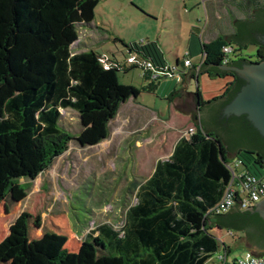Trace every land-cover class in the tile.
I'll use <instances>...</instances> for the list:
<instances>
[{
    "label": "trees",
    "instance_id": "trees-1",
    "mask_svg": "<svg viewBox=\"0 0 264 264\" xmlns=\"http://www.w3.org/2000/svg\"><path fill=\"white\" fill-rule=\"evenodd\" d=\"M99 1L0 0V202L21 179L34 180L67 150L74 137L60 124L61 109L78 113L81 129L75 138L83 147L94 146L108 137L120 106L141 93L119 82L117 61L93 50L71 49L78 40V26L90 25ZM243 34L256 47L255 61L263 60L264 42L257 35H264V23L202 43L198 69L185 72L178 70L180 62L175 65L182 81H197L201 74L232 79L221 95L208 101L198 89L193 93L182 89L180 95L171 92L170 102L193 97L195 108L189 119L194 132L181 137L172 153L157 160L151 175L137 186L136 202L127 208L120 229L98 226L102 240L122 264H205L221 247L225 254L230 250L213 229H236L246 233L247 242L254 239L250 227L259 218L249 210L209 212L230 179L222 128L240 135L243 146L235 149V155L247 171L264 166L263 149L251 145L253 135H260L245 116H222L223 107L245 82L221 66L251 62L242 57ZM114 40L134 55L133 62L127 61L131 67H140L144 79L151 80L148 90L155 88L153 80L169 76L171 69L156 42ZM204 109L210 114L208 122ZM258 231L257 239L264 238V228L259 226ZM66 243L67 236L45 231L29 243L33 264L66 261Z\"/></svg>",
    "mask_w": 264,
    "mask_h": 264
},
{
    "label": "rangeland",
    "instance_id": "rangeland-1",
    "mask_svg": "<svg viewBox=\"0 0 264 264\" xmlns=\"http://www.w3.org/2000/svg\"><path fill=\"white\" fill-rule=\"evenodd\" d=\"M123 1L126 0L99 1L97 24L92 21L90 25L78 26L81 44L74 43L71 49L93 50L108 61H117L121 65L119 82L141 89V93L120 106L109 124L108 137L94 146L83 147L75 138L81 129L78 113L61 109L60 124L74 138L49 169L34 180L21 179L0 202V264H33L29 243L45 231L67 236L69 256L60 264H122L102 240L98 226L107 224L118 230L124 225L127 208L136 202L137 186L151 175L157 160L170 155L173 145L185 136L188 128H194L191 119L181 120L174 99L170 102L171 92L180 95L184 88L174 67L176 54L184 63L189 24L184 17L183 21L177 18L172 22L162 18L153 21L132 5L115 11L112 6L119 9ZM196 1L200 6L193 7L191 13L189 1L181 2L182 7L184 3L187 7L185 13L181 8L180 14L203 11L201 0ZM201 17L200 22H193L196 38L205 26L204 12ZM233 27L236 31V25ZM115 38L137 44L156 41L173 75L153 80L155 88L148 90L151 80L144 79L140 67H131L127 62L128 51ZM241 51L242 57L255 61L256 47L251 40L244 41ZM178 70H183L181 64ZM231 79L201 74L197 81L188 82L187 90L193 93L198 89L202 99L208 101L221 95ZM222 142L227 147L223 139ZM242 146L238 144L235 149ZM235 149H228L227 153L231 168L236 163ZM212 233L230 247L225 264H233L250 250L239 230L213 229ZM220 255H224L222 247L205 264H223Z\"/></svg>",
    "mask_w": 264,
    "mask_h": 264
},
{
    "label": "crops",
    "instance_id": "crops-1",
    "mask_svg": "<svg viewBox=\"0 0 264 264\" xmlns=\"http://www.w3.org/2000/svg\"><path fill=\"white\" fill-rule=\"evenodd\" d=\"M186 1H189L190 3V8L188 9L189 13L192 12L193 7L200 6V3L197 2L196 0L195 1L194 0H185V1L184 0H140V3H135V0H126V1H123L119 9L115 7L116 5H113L112 7L115 11L120 12L124 8L132 5L134 8L141 10L142 13L148 19L153 20V21H158L161 18L164 20L166 19L170 22L175 21L176 18L179 21H183V17H184L187 21V24H189L190 26L188 37L186 39V44H185L184 59L188 58L190 60L191 65L183 66V62L180 61L177 54L175 55L176 57L175 65L178 62H180L182 69L185 72H188L192 68L197 67L199 65L201 61V47L200 46L202 43L209 42L220 36L235 34L236 31H234V27H233V25H236L234 22L235 20L237 19L244 20V21L252 20L254 18L255 11L259 8L264 7V0H201L203 11L198 10L194 14L181 15L180 14V11L182 10L181 8H184L183 13H185V10L187 7L185 3L183 4V7H182L181 2H186ZM133 4H135L136 6ZM203 12H204V17H205V26L202 31H199L198 33L199 36L198 38H196L195 33L193 32L195 28L193 25L194 24L193 22L194 20H196V22H200L202 18L201 14ZM95 14H96V7L94 9V18L92 21L93 23L97 24V21L95 20ZM75 43H77L78 45L81 44V42H79L78 40ZM156 44L160 48L157 42ZM73 52H76V51H73ZM161 52L163 54V51ZM131 55L133 54L128 52L127 61ZM166 65L170 68L167 62H166ZM189 81L191 80L187 78H185L182 81L183 87H184L183 90L186 92H188L187 84ZM191 98L193 97L191 96ZM194 107H195V104H194ZM180 113L182 116L181 120L183 122L189 119V112H186V113L180 112ZM174 145H173V148H174ZM225 255L226 254L224 251V257ZM225 260H226V257H225Z\"/></svg>",
    "mask_w": 264,
    "mask_h": 264
},
{
    "label": "water",
    "instance_id": "water-1",
    "mask_svg": "<svg viewBox=\"0 0 264 264\" xmlns=\"http://www.w3.org/2000/svg\"><path fill=\"white\" fill-rule=\"evenodd\" d=\"M234 22L237 29L236 33L240 32V30L244 32L252 27L261 26L264 23V7L259 8L255 11L254 21H244L237 19ZM243 39L244 41L251 40L249 35L246 34H243ZM260 39L262 42H264V35H262ZM221 68L224 70L233 71L239 78H241L245 82L240 87L235 96L231 99V101L223 107L222 116L229 117L231 115H245L247 120L264 136V59L260 61L243 63L241 66L223 65L221 66ZM173 105L177 111L185 113L191 112L195 108L191 102V96H185L181 100L174 98ZM203 117L206 122H208L210 119V114L206 109H204ZM220 136L224 140L228 149L231 151H233L238 144L243 145L240 135L236 131H233L231 129L222 128L220 130ZM259 202L243 210L251 211L252 208ZM237 203L238 201H235L228 210L233 207H237ZM261 213L264 216V210H261ZM245 234L246 233H244V235ZM247 241L248 240L245 237V247L250 249L255 254L256 251L254 250V248L248 245L249 242Z\"/></svg>",
    "mask_w": 264,
    "mask_h": 264
},
{
    "label": "built area",
    "instance_id": "built-area-1",
    "mask_svg": "<svg viewBox=\"0 0 264 264\" xmlns=\"http://www.w3.org/2000/svg\"><path fill=\"white\" fill-rule=\"evenodd\" d=\"M224 50L228 52L230 49L225 47ZM134 58V55H131L128 58V61L133 62ZM200 64L201 61L196 67L197 69ZM184 65L190 66L191 63L186 59L184 60ZM145 66L151 69V65L147 61L145 62ZM167 74H169V76L173 75L172 71ZM156 76L157 74L152 72L151 77L155 78ZM193 132V127L188 128L185 137H188ZM238 167H241V169L238 170ZM228 168L230 170V179L224 187L220 199L209 210V212H225L235 201H238L236 205L237 208L243 210L264 198V166L255 172H249L243 167L241 161L236 159L235 166L231 168L228 165ZM219 259L225 264L224 255H220ZM233 264H264V255H257L251 251H247L244 255L235 259Z\"/></svg>",
    "mask_w": 264,
    "mask_h": 264
},
{
    "label": "flooded vegetation",
    "instance_id": "flooded-vegetation-1",
    "mask_svg": "<svg viewBox=\"0 0 264 264\" xmlns=\"http://www.w3.org/2000/svg\"><path fill=\"white\" fill-rule=\"evenodd\" d=\"M257 37H258V39H260L261 35H257ZM241 116L242 115H238L236 117H241ZM229 117H225V118L228 119ZM245 118H246V116H245ZM252 127L259 133V135L261 137L260 136H256L254 134L253 138L251 140V145L254 146V148H256V149L257 148L261 149V150L263 149V152H264V136L253 125H252ZM233 208H235V207H233ZM261 210H264V198L256 206H254L252 208V210L250 211L252 215H255L260 220V221L257 220V222L255 221V223H253L251 225V227H250V231L254 235V239H251V242H249L248 245L250 247L254 248V250L256 251L255 254H259V252H264V238L257 239L258 238L257 235L259 236L258 227L262 226L264 228V216L262 215Z\"/></svg>",
    "mask_w": 264,
    "mask_h": 264
}]
</instances>
